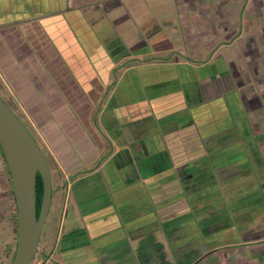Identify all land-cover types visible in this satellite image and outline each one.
<instances>
[{
	"label": "crops",
	"instance_id": "obj_1",
	"mask_svg": "<svg viewBox=\"0 0 264 264\" xmlns=\"http://www.w3.org/2000/svg\"><path fill=\"white\" fill-rule=\"evenodd\" d=\"M254 2L0 0V95L16 115H30L37 126L36 142L55 171L58 206H50L51 218L65 206L67 224L55 233L57 222L51 220V235L43 238L44 264H77L75 256L98 264L94 252L112 242H127L131 259L138 256L139 245L152 238L170 244L192 204L182 199L185 208L175 207L174 197H183L197 179L199 188L200 166L206 168L215 159L235 163L240 157L253 164L264 156V125L245 117L239 124L229 114H238L232 103L237 104L241 80L232 79L224 97L202 101L199 90L202 81L233 75V66L240 65L242 71L245 67L247 83L253 81L252 68L258 67L264 47V25L255 17L257 11L249 12ZM115 35L126 44L107 53L106 42ZM232 51H237V59ZM132 83L152 89L168 85L171 92L116 107L108 122L122 123L123 135L99 133L91 112L80 113L96 101L107 104L127 92L129 97ZM245 99L240 97L243 116L264 107L255 106L257 96H250L248 106ZM79 137L82 143L74 144L72 138ZM261 187V219L246 225L243 244L235 238L210 250L213 256L225 251L217 263L264 264V184ZM15 210L0 152V241H6L5 255L14 252ZM164 224L172 229L162 231Z\"/></svg>",
	"mask_w": 264,
	"mask_h": 264
},
{
	"label": "rangeland",
	"instance_id": "obj_2",
	"mask_svg": "<svg viewBox=\"0 0 264 264\" xmlns=\"http://www.w3.org/2000/svg\"><path fill=\"white\" fill-rule=\"evenodd\" d=\"M257 16L258 15H255V17ZM259 21H261V19H259ZM124 44H126L125 39L121 41L118 36H116L114 40L110 39L108 42H106L107 46H105V48L108 53V48L113 49L119 48L121 46L124 47ZM232 45L230 46V48L234 47V45L233 47ZM224 52L225 51H222L221 53ZM232 52L234 57L236 58L237 51ZM178 53L182 54L183 51H178ZM221 53L219 55H221ZM260 53L262 59L256 62L255 66L258 67L254 71L252 68L254 78L252 77L253 81L250 82V84L247 83L246 76H244L245 67H243L244 69L242 71L240 65L239 67L237 66L238 68L233 66L231 68V72L233 75L229 73L222 76L220 75L214 80H211L213 78H210L209 80L200 82L199 90L202 96L200 100L205 101L210 99L211 97L218 95H222L224 97L228 91H231L232 83H230V81L236 78L239 81L241 80L242 84L240 87H238L236 91V96L239 98L237 99V104H234V102L232 103V110L234 111L235 107L237 106L238 114L235 115V113L230 111V116L234 118L235 121L239 124L241 122H244V119L246 118L248 119V122L252 119L257 125H264V115H257L258 112H264V107L262 109L257 108L259 110L256 109L254 110V112H251L249 113V115L246 116H243L241 114L243 109H240L241 106L243 107L240 101V97H242V99L246 97L245 101L246 105L248 106L250 102V96H257L259 98V102L255 106H264V47L263 51H261ZM247 69V73L250 74L249 72H251V68L250 71L249 68ZM170 87L171 86L166 85L164 87L152 89L151 87H145V84L137 87L135 84L132 83V85L130 86L131 95H129V97L127 92L124 97H121L119 100L114 98L113 100H111V102H108L107 104H104L100 101H96L93 105H87L88 109H86V107H82L80 113L82 114V116H85V113L89 114L91 112V119H93V123L95 125L94 128H96L99 133H107L110 138L114 135L121 136L126 133L124 131V125L122 123H119L118 121L116 123L108 122V116L114 112V109L121 105L128 107L129 104L133 101L146 102L148 100L166 96L171 92ZM247 94H249L250 96L248 97ZM228 96L229 95H227V97ZM260 96H262V99ZM1 98L13 111L12 104L7 99H5L4 96H1ZM17 104H20L19 100H17ZM17 116L25 123V125H27V128L30 133L33 135L36 141H38L37 126L32 121L30 115L19 113V115ZM235 117H237V120ZM150 121L151 120H148L147 122ZM262 128L263 135L264 126ZM72 141L74 144L77 145L82 143L80 137L72 138ZM225 153L223 152L222 155ZM44 156H46L45 158L48 163L49 172L51 175V184L53 188L51 207L54 208L57 205V196L54 192L55 171L49 159L47 158L48 156L46 154ZM219 156H217L216 158H229V156L224 158H219ZM256 158L258 159V161L255 162L253 160L254 163L252 164L244 162L243 157H240L238 159V162L235 163L234 161L219 162L213 157L212 159H215V162H211L209 160V163L206 164V168L204 166L199 167V170H201L204 174L203 175L200 172L202 174V178H200L199 188L197 185V179V181H193V185L191 184V186L188 188V192L186 191L183 193V197H174L175 207L179 206L180 208H185V203H182V199H186L188 203L192 204H188L189 208L191 209L188 213L189 218L185 216L183 218L185 220L180 223L178 229H175V231L177 232H175L173 237H171L173 239V242L170 244L168 242L163 244L165 252L167 253L166 257L168 258V260H173V254L171 253L172 249L174 254L175 252H180L181 254L185 250L200 245L202 246L200 247L202 248L203 252L210 251L215 246L221 243L229 245L230 243H232L233 240H235V238L238 239L239 243H244L241 239H243L245 237V234L247 233L246 225L249 224L253 219H261V205L259 201H261L262 198L259 197L262 196L261 184H264V177L260 176V174L263 173L264 176V156L260 154V156H257ZM251 169L253 171H251ZM194 187L195 189H197L196 194L193 193ZM202 191H204L205 194L199 193ZM197 194L198 196H194ZM198 199L199 201L201 200L200 202L203 204L204 209H200L201 206H199L197 203ZM64 208V204H61L59 210L57 208L56 214H54V218L52 219V223L54 221L57 222V225L54 226L55 233L61 232L63 229V225L67 224V220L65 219L66 223L64 221ZM50 233L51 231L49 232V235H51ZM41 238L43 239V233L40 236V239ZM16 239L17 235L15 234L14 225V252V248L16 249ZM5 242L6 241H0V264H11L14 257L13 252L8 255L4 254L3 246ZM45 243V241L42 242L41 246H45ZM146 245L147 244L139 246V249L141 251L140 254L137 257L131 259L128 256L132 251H130L127 242H112V244L109 245V247H107L106 249L94 252L95 262L101 264L108 260L107 264H143L144 261H147L149 264H161L155 259L157 251L161 252L159 247L151 245V248L150 246ZM80 247L82 248V245L78 246V249H80ZM224 254L226 253L223 250L216 252L214 256H208L201 264H210L213 260H221ZM75 258L77 259L74 261V263L77 262V264H88L89 259H91L90 257L87 258L86 256H80V258L78 256H75ZM40 263H43V258H41L40 256H36L32 264Z\"/></svg>",
	"mask_w": 264,
	"mask_h": 264
},
{
	"label": "water",
	"instance_id": "obj_3",
	"mask_svg": "<svg viewBox=\"0 0 264 264\" xmlns=\"http://www.w3.org/2000/svg\"><path fill=\"white\" fill-rule=\"evenodd\" d=\"M0 149L10 175L17 212L16 249L11 264H30L52 200L48 163L35 138L0 97ZM42 180V198L36 214L35 183Z\"/></svg>",
	"mask_w": 264,
	"mask_h": 264
},
{
	"label": "trees",
	"instance_id": "obj_4",
	"mask_svg": "<svg viewBox=\"0 0 264 264\" xmlns=\"http://www.w3.org/2000/svg\"><path fill=\"white\" fill-rule=\"evenodd\" d=\"M0 152H1V149H0ZM1 154H2V152H1ZM2 156H3V154H2ZM7 171H8V169H7ZM8 174H9V172H8ZM42 191H43L42 180H41L40 176L37 174L36 183H35L36 214L37 215L39 214V210H40ZM14 225H15V234L17 235V212H16V210H15V215H14ZM170 229H172V228L169 224H164L162 231L166 232V231H169ZM145 244H147V243L143 242L141 245H145ZM141 245H139V246H141ZM151 245H153V246L155 245V246L159 247V249L161 250V252L157 251V255L155 258L161 264H201V263H203V261L208 256H211L213 254L212 251H208L207 255H205L202 260H199L201 258V256L203 255V251H202V248L200 246H197V247L185 250L181 254H180V252H175V254L172 257L173 260L170 261L166 257L167 253L165 252V248H164L162 243L157 242L156 240H154V238H152L151 242L149 244H147L146 246L151 247ZM15 247H16V244H15ZM137 251H138V255H139L141 252L139 247H138ZM14 253L15 252H13V256H14ZM216 261L217 260H213V261H211L210 264H219ZM143 264H149V263L147 261H144Z\"/></svg>",
	"mask_w": 264,
	"mask_h": 264
},
{
	"label": "flooded vegetation",
	"instance_id": "obj_5",
	"mask_svg": "<svg viewBox=\"0 0 264 264\" xmlns=\"http://www.w3.org/2000/svg\"><path fill=\"white\" fill-rule=\"evenodd\" d=\"M258 2H254V4H253V7H251L252 5H250L249 6V4H248V6H249V8H250V13L252 12L251 10H254V11H257V13H258V16H260V18L259 19H261V21H260V23L262 24L263 23V25H264V0H257ZM261 1V2H260ZM249 3V2H248ZM254 8V9H253ZM262 16V17H261ZM258 19V18H257ZM264 38V37H263ZM264 40V39H263ZM21 120V119H20ZM22 121V120H21ZM23 122V121H22ZM24 123V122H23ZM24 125H25V123H24ZM26 126V125H25ZM26 128H27V126H26ZM28 129V128H27ZM33 136V135H32ZM51 211H50V209H49V213H48V216H47V219H46V222H45V224H44V227H43V229H42V232H41V234L43 233V238L44 237H46L47 238V234L51 231V229H52V226H50L51 225V220L54 218V216L52 215V218H51ZM38 216V215H37ZM44 231V232H43ZM45 241V239H39V249H38V251H37V253L35 254V256H34V258H33V260H32V262L34 261V259H35V257L36 256H40L41 258H42V256H43V251H42V249L43 248H41V243L42 242H44ZM32 262L30 263V264H32ZM51 262V261H50ZM51 264H58V263H56V262H53V263H51Z\"/></svg>",
	"mask_w": 264,
	"mask_h": 264
},
{
	"label": "built area",
	"instance_id": "obj_6",
	"mask_svg": "<svg viewBox=\"0 0 264 264\" xmlns=\"http://www.w3.org/2000/svg\"><path fill=\"white\" fill-rule=\"evenodd\" d=\"M44 263V262H43ZM43 263H40V264H43Z\"/></svg>",
	"mask_w": 264,
	"mask_h": 264
}]
</instances>
